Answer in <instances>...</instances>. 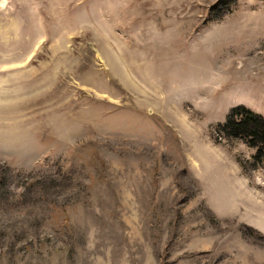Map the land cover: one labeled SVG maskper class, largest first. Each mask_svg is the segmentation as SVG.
<instances>
[{
  "label": "rangeland",
  "instance_id": "374dc122",
  "mask_svg": "<svg viewBox=\"0 0 264 264\" xmlns=\"http://www.w3.org/2000/svg\"><path fill=\"white\" fill-rule=\"evenodd\" d=\"M264 0H0V264H264Z\"/></svg>",
  "mask_w": 264,
  "mask_h": 264
},
{
  "label": "trees",
  "instance_id": "16d2710c",
  "mask_svg": "<svg viewBox=\"0 0 264 264\" xmlns=\"http://www.w3.org/2000/svg\"><path fill=\"white\" fill-rule=\"evenodd\" d=\"M222 131L243 139L255 150V160L264 166V119L246 107H237L222 126Z\"/></svg>",
  "mask_w": 264,
  "mask_h": 264
}]
</instances>
